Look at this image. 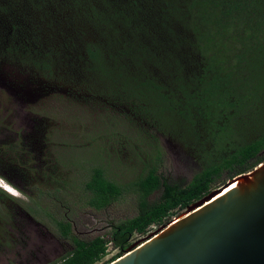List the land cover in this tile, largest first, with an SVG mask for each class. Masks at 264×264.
Wrapping results in <instances>:
<instances>
[{"label": "trees", "instance_id": "16d2710c", "mask_svg": "<svg viewBox=\"0 0 264 264\" xmlns=\"http://www.w3.org/2000/svg\"><path fill=\"white\" fill-rule=\"evenodd\" d=\"M3 62L62 83L72 67L80 78L67 87L96 107H119L133 126H148L145 133L155 126L200 145L194 149L203 168L189 183L164 180L157 154L137 181L138 213L114 224L108 237H73V248L49 264H96L110 243L118 252L107 264L131 236L212 190L223 172L231 178L264 160V0H0ZM61 164L55 159V167ZM56 173L58 189L66 179ZM85 188L96 209L121 194L101 167ZM155 190L160 198L149 201ZM58 228L70 236L69 222L58 221Z\"/></svg>", "mask_w": 264, "mask_h": 264}, {"label": "rangeland", "instance_id": "374dc122", "mask_svg": "<svg viewBox=\"0 0 264 264\" xmlns=\"http://www.w3.org/2000/svg\"><path fill=\"white\" fill-rule=\"evenodd\" d=\"M6 63L15 64V60ZM69 68L64 75L65 83H62L60 76L49 78L36 70L33 74L25 70L22 73L16 65L0 64V83L6 80L10 85L0 87V124H8L15 113L23 115L22 110L46 118L50 122L46 133L50 146L48 162L50 164L53 151V156L62 161L59 167H54L56 174L67 178L58 189L54 185L61 181L56 175L50 179L53 185L38 180L28 186L0 168V264H49L73 248V237L86 240L98 235L108 237L114 224L138 213L137 181L145 172L144 166L157 154V172L170 183L186 185L203 168L197 149H194L200 145L186 143L181 134L159 130L155 126L145 133L143 128L148 126L138 122L133 126L124 114L121 116L116 112L119 107L107 113L80 95L75 97V90L73 95H65L68 82L80 78L78 70ZM19 82L28 88V96L18 93ZM76 91L79 92V88ZM14 97L25 102L20 104ZM123 121L128 123H121ZM102 128L106 130L101 131ZM106 131L107 135L102 136ZM152 141L157 149L147 145ZM35 163L32 173L40 166L39 160ZM95 167H101L121 188L117 199L101 209L87 204L91 194L85 183ZM41 174L45 176V169ZM229 177L228 172H223L212 187H219ZM160 196L161 191L155 190L148 200L155 201ZM58 221L69 222L71 233L68 238L61 236ZM155 229L156 226H152L148 233ZM144 236L134 234L130 241L133 243ZM44 240H48L47 244ZM117 252L118 249L108 243L107 254L96 264Z\"/></svg>", "mask_w": 264, "mask_h": 264}, {"label": "water", "instance_id": "95a60500", "mask_svg": "<svg viewBox=\"0 0 264 264\" xmlns=\"http://www.w3.org/2000/svg\"><path fill=\"white\" fill-rule=\"evenodd\" d=\"M107 264H264V160L188 204Z\"/></svg>", "mask_w": 264, "mask_h": 264}, {"label": "flooded vegetation", "instance_id": "af4514ba", "mask_svg": "<svg viewBox=\"0 0 264 264\" xmlns=\"http://www.w3.org/2000/svg\"><path fill=\"white\" fill-rule=\"evenodd\" d=\"M7 82L8 81L6 80L1 81L0 87H10ZM69 89H66V92L64 93L65 95H73V90ZM18 91V93L28 96V88L24 83H20L18 85ZM76 95L79 94L75 91V96ZM15 96L18 97L17 93ZM16 97H14V99H17L20 104L21 102H25L20 101L18 99L19 97ZM22 111L23 115L15 113L13 118H10L8 124H0V168L1 170L3 169L4 173H9L8 175L10 176L12 175L18 177L22 183L28 186L36 184L38 180L41 182L45 181L47 184H52L50 179H53L54 177L55 159H59V157H54L52 151V154H50L51 162L49 164V145L46 133L48 132L50 122L38 113L31 111L25 112L24 110ZM15 119H17V122H15ZM17 123L18 127H16ZM9 126H12V128ZM38 160L40 164L39 169H35V172L32 173L31 169L33 165L36 166L35 162ZM17 162H20L21 164H17ZM44 169L46 172L45 176L41 174ZM62 174L64 175V173ZM50 175H52V178ZM58 176L67 179L64 177L65 175L62 176L61 174H58ZM25 194L29 195L26 191ZM44 241L47 244L48 240ZM70 249H72V247Z\"/></svg>", "mask_w": 264, "mask_h": 264}, {"label": "bare ground", "instance_id": "6f19581e", "mask_svg": "<svg viewBox=\"0 0 264 264\" xmlns=\"http://www.w3.org/2000/svg\"><path fill=\"white\" fill-rule=\"evenodd\" d=\"M241 181H242V180H241ZM239 182H240V181L231 184L229 187H227V188L224 190V192H225L226 190H229L230 188H232L233 186H235V185L238 184ZM2 188H3V186H2ZM4 189H5V188H4ZM7 191H9V190H7ZM213 198H215V197H213Z\"/></svg>", "mask_w": 264, "mask_h": 264}, {"label": "built area", "instance_id": "2783aa9c", "mask_svg": "<svg viewBox=\"0 0 264 264\" xmlns=\"http://www.w3.org/2000/svg\"><path fill=\"white\" fill-rule=\"evenodd\" d=\"M152 226H156V228H157L159 225H152ZM152 226L150 227V229L152 228ZM150 229H149V230H150ZM147 233H148V232H147ZM147 233H146V234H147ZM146 234H145V235H146Z\"/></svg>", "mask_w": 264, "mask_h": 264}, {"label": "clouds", "instance_id": "9594fccd", "mask_svg": "<svg viewBox=\"0 0 264 264\" xmlns=\"http://www.w3.org/2000/svg\"><path fill=\"white\" fill-rule=\"evenodd\" d=\"M4 189V188H3Z\"/></svg>", "mask_w": 264, "mask_h": 264}]
</instances>
